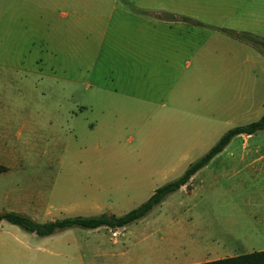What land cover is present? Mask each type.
<instances>
[{
  "label": "rangeland",
  "instance_id": "1",
  "mask_svg": "<svg viewBox=\"0 0 264 264\" xmlns=\"http://www.w3.org/2000/svg\"><path fill=\"white\" fill-rule=\"evenodd\" d=\"M138 2L161 8L164 57L130 84L110 79L108 35L95 47L99 36L80 45L73 32L61 49L43 29H22L23 45L0 46V211L38 221L124 213L264 113V48L237 34L264 37V0H100L104 16L83 21L103 27L108 12ZM112 86L132 96L102 90ZM249 135L122 227L68 226L36 234L44 247L34 248L31 232L1 221L0 264H183L190 237L208 234L240 253L264 249V129Z\"/></svg>",
  "mask_w": 264,
  "mask_h": 264
},
{
  "label": "crops",
  "instance_id": "2",
  "mask_svg": "<svg viewBox=\"0 0 264 264\" xmlns=\"http://www.w3.org/2000/svg\"><path fill=\"white\" fill-rule=\"evenodd\" d=\"M138 3L139 5L135 9L129 8L127 4L123 5L117 15H114L112 11L108 12L107 16L111 20L101 27L97 22L96 26L95 24L83 21L85 15L94 17L104 16L99 10L100 0H0V46L12 47L23 45L25 41H19L21 36L20 30L22 29L27 31H32L33 28L43 29L45 31L44 39L46 40V45L51 47L53 44L58 43V47L61 49L62 47L63 49L66 48L69 40L68 36L73 32V37L77 38L79 36L81 39L80 45L85 39L89 40V36L93 38L99 36L95 47H100L101 39L108 35V44L111 45L113 50L109 60L111 68L109 72L110 79L117 83L123 80L130 84V79L135 77L141 79V76L145 75L144 71H141V65H148V63L156 62L157 57H164L161 49L164 33L162 26L164 27L165 20L154 14L161 8L148 4H143L142 6L141 2ZM113 10H116L115 6ZM171 23V21L166 20V24ZM53 36L56 40H53ZM168 40L170 41L171 38H168ZM93 49L94 47L90 48V51L92 52ZM98 53L97 51L94 57H98ZM17 62L18 58L15 59V62L11 60L7 67L13 68L14 63ZM135 65H138L139 68H132ZM64 75L67 76L68 74ZM124 89L128 90V88ZM102 90H107L110 95L115 97L118 95L125 97L132 96V94L123 91L118 86L103 88ZM139 100L148 101L147 99ZM161 105L164 106V104ZM83 106L81 104L82 108ZM86 108L94 110L92 104L86 106ZM175 108L174 105L170 106L171 110H176ZM140 109L147 108L141 106ZM72 112L74 113L75 111ZM239 134L245 136L244 141H247L250 137L247 133ZM0 164L2 163L0 162ZM2 165L8 169L6 164ZM189 180L180 187H185L188 190L190 188ZM21 205L22 207L29 206V204ZM106 227L108 229L111 228L109 226ZM22 234L31 238L32 241L36 236L34 232H31L30 235ZM234 239L238 238L234 237ZM189 241L188 247L184 248L186 255L183 264H191L240 253L238 250L233 251L231 239L223 236L208 234L204 235L203 238L190 237ZM32 243L34 248L44 247L41 245V240H35Z\"/></svg>",
  "mask_w": 264,
  "mask_h": 264
},
{
  "label": "trees",
  "instance_id": "3",
  "mask_svg": "<svg viewBox=\"0 0 264 264\" xmlns=\"http://www.w3.org/2000/svg\"><path fill=\"white\" fill-rule=\"evenodd\" d=\"M172 16L177 17L178 15L173 14ZM237 34L238 36L243 37L264 48V37L247 31L237 32ZM262 129H264V113L258 119L247 124L235 125L228 128L206 152L190 162L179 176L157 186L146 200L124 213L116 214L113 212H101L92 215L77 214L72 216L57 217L45 221H38L31 215L21 211L5 209L0 211V222L6 220L38 235L51 234L62 228L73 225L89 228L100 225H106L114 229L122 227L144 216L151 210L152 207L159 204L170 192L187 183L190 177L200 167L205 165L216 153L222 150L234 135L239 133L251 134ZM5 169L6 167L0 164V171ZM191 264H264V249L252 250L250 252L239 253L236 255L225 256Z\"/></svg>",
  "mask_w": 264,
  "mask_h": 264
}]
</instances>
